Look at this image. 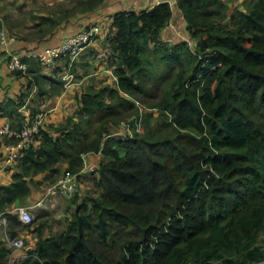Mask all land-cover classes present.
Here are the masks:
<instances>
[{
  "label": "trees",
  "instance_id": "16d2710c",
  "mask_svg": "<svg viewBox=\"0 0 264 264\" xmlns=\"http://www.w3.org/2000/svg\"><path fill=\"white\" fill-rule=\"evenodd\" d=\"M88 1L92 10L104 0ZM233 1L175 0L114 14L108 61L117 87H89L76 96L75 117L43 125L12 164V184L0 186V213L10 226H20L18 215L7 212L32 195L38 177L80 174L84 154L102 156L93 173L78 177L81 183L91 176L93 192L85 186L87 195L60 235L44 238L45 224L38 226L35 247L15 264L264 260V0L229 12L227 2ZM178 14L188 39L166 42L162 32ZM25 61L27 74L33 72L30 87L41 96L61 94L65 75H43L49 68ZM134 97L155 99L149 108L159 112L158 129L150 130L153 114L139 115L142 100ZM26 100L0 106V117H15L20 128ZM127 111L136 115L132 135L111 134L107 126L116 127L115 118ZM38 112L47 114L33 109L29 114ZM97 115L106 120L92 136L85 125ZM166 127L177 136L161 140ZM9 253L0 241V264H7Z\"/></svg>",
  "mask_w": 264,
  "mask_h": 264
},
{
  "label": "crops",
  "instance_id": "0c3cea01",
  "mask_svg": "<svg viewBox=\"0 0 264 264\" xmlns=\"http://www.w3.org/2000/svg\"><path fill=\"white\" fill-rule=\"evenodd\" d=\"M2 0L0 1V32L5 30L9 35L17 37L13 50L26 53L29 51L42 50L45 47L60 44L69 36L87 29L94 24L102 25V33L99 38L87 48L82 57L75 63L72 73L76 83L70 88H64L59 96H41L38 89L29 83L31 75L12 74L7 69L6 52L0 48V106L7 107L9 102L26 100L23 107L26 112L31 110L44 111L47 113L45 128L49 125L58 126L65 123L66 119L73 115L78 108L76 96L91 88L102 89L117 87L116 77L109 67V57L112 54L109 40L112 38L114 29L112 21L114 14L125 11L149 10L156 5L169 2L175 4V0H104L94 9H89L88 0ZM235 7L243 9V5L250 0H235ZM231 2H227L229 5ZM37 4V6H36ZM39 5V6H38ZM29 12L26 17L25 12ZM20 15V19L17 16ZM13 16V18H12ZM19 19V20H18ZM20 21L19 22H17ZM185 24L181 15H177L171 21L169 27L162 32V38L169 43H175L182 39H188L184 32ZM67 66V67H66ZM44 69V68H43ZM68 65L61 61L55 70L44 69L43 75L53 78H63L67 73ZM47 90L49 85H45ZM10 124L13 129L19 128V122L15 117H0V125ZM7 140L0 136V186L12 184V175L16 167L6 164L5 144ZM102 160L101 155L90 156L89 163L98 166ZM62 170L66 169L63 165ZM88 189V188H87ZM32 195L22 202H18L13 208L27 206L31 212L36 204L42 199L41 195L32 188ZM85 185L81 186L78 193L85 194ZM82 195V194H81ZM68 200L70 198H67ZM61 208L65 200L62 199ZM34 202L36 203L34 205ZM44 205V203H43ZM74 205V204H73ZM12 208V209H13ZM47 232L44 229V238ZM26 241L25 251L33 249L37 243V233L24 236Z\"/></svg>",
  "mask_w": 264,
  "mask_h": 264
},
{
  "label": "built area",
  "instance_id": "2783aa9c",
  "mask_svg": "<svg viewBox=\"0 0 264 264\" xmlns=\"http://www.w3.org/2000/svg\"><path fill=\"white\" fill-rule=\"evenodd\" d=\"M102 25L100 23L92 25L88 29L81 30L68 38L62 43L47 47L38 51H29L20 53L13 50L14 44L17 42V37L9 35L5 30L0 32V48L6 52L7 69L12 74L28 72V64L26 59L36 60L42 63L49 69H53L59 65V61L64 60L68 65L67 73L64 76L66 81L65 88H70L75 84V76L72 73L74 64L78 61L80 56L84 54L89 46H91L101 35ZM139 105L142 111L141 104ZM25 115L22 126L19 129H13L10 124L0 125V136L6 138L5 144V161L6 164H13L23 156V151L29 149L34 143L35 138L40 134V131L45 124L46 114L38 112L35 115H30L24 108L20 109ZM140 130V128H139ZM123 135H132V129ZM90 156H97L96 154H84L83 169L80 174L65 171L62 173L58 181L51 186L46 197H66L73 198L79 192L81 183L79 176H85L95 171V165L89 163ZM44 201L37 203V206H42ZM7 213L18 215L19 221L29 226L34 222L35 216L29 207L19 206L9 210ZM3 231V241L9 248L10 253L7 258V264H15L23 260L26 256V243L23 237H12L9 230V219L6 214L0 213V231ZM255 264H264L259 261Z\"/></svg>",
  "mask_w": 264,
  "mask_h": 264
},
{
  "label": "rangeland",
  "instance_id": "374dc122",
  "mask_svg": "<svg viewBox=\"0 0 264 264\" xmlns=\"http://www.w3.org/2000/svg\"><path fill=\"white\" fill-rule=\"evenodd\" d=\"M65 2V0L63 1ZM238 1H233L231 3H229V12H232V10L235 8V3ZM37 6V4H36ZM39 6V5H38ZM25 16L28 17L29 16V12L26 11L25 12ZM18 18L20 19V15L19 13H17ZM13 18V16H12ZM18 19V20H19ZM20 23V21H18ZM157 69L159 71H162L164 69L163 64H158L157 65ZM159 96V95H158ZM141 101V108L142 111L139 109V115H143V117L147 114H153L151 115V119H150V130H156L158 129V125L161 123V118L159 115V112L157 110H152L149 108L150 104H153L155 102V99H145L142 97H134V101L138 102ZM77 110V109H76ZM75 113L74 112L73 115H71L70 117H75ZM135 112L133 113V111H127L125 112L122 116L120 117H116L115 121L118 122L116 124V127H119L120 130H118L115 126L111 127V125L107 126V128L109 129V132L112 134H122V133H126L128 132V129L131 128V122L136 120V115ZM133 115V116H132ZM47 116V114H46ZM69 117V118H70ZM69 118L67 120V122L69 121ZM142 119V117H141ZM106 120L105 118L101 119V117L99 115H97L90 123V125H85V128H87L88 133L90 135L93 136L94 132H97V130L101 127L102 121ZM143 121V119H142ZM66 123V122H65ZM73 125H77L79 124L78 119L74 120ZM90 126V127H89ZM143 128L144 125L142 123V127H141V131L143 133ZM163 133L160 136L161 140L166 139V138H175L177 135L174 131V129L172 127H166L164 129H162ZM107 131L104 132V136L106 135ZM140 133V134H142ZM43 175V174H42ZM40 175L39 178V182L36 185H33V189L36 190L38 193L42 194V199L40 201H44V205L42 204V206H36L34 211H32L33 215L35 216L34 222L31 225V229L27 228L29 226H26L24 224L21 223L20 226H13V224L11 223L10 226V220H9V230L10 232L12 231H17L19 232V234L17 236H24L26 238H28V236H31L33 234L36 233V229L39 228L38 226H40L41 224H45V231L47 232L45 235H47L46 237H51V236H58L61 233H63L66 228H67V223L69 220H71L72 218V213L75 210L76 206L82 203V199L85 198V196L87 195L86 193H78L77 195V199L74 198H70L69 200L66 197H46V193L48 191V189L53 186L58 179L61 177V174H54L53 176L49 177L47 180L45 178V176ZM93 179L91 176H86L81 180V183L84 184L86 186V188H88V194L93 192ZM82 194V195H81ZM65 200V204H63V209L61 208V203L63 202V200ZM39 201V202H40ZM38 202V203H39ZM36 203L34 202V205ZM74 204V205H73ZM37 205V204H36ZM23 206V205H22ZM27 207V206H26ZM3 231L1 229L0 231V241L3 242V244H5V242L3 241ZM12 235V234H11ZM16 236V237H17ZM15 237V236H12ZM27 239H25V243H26ZM260 244L264 247V235H261L260 237ZM6 245V244H5ZM7 247V246H6Z\"/></svg>",
  "mask_w": 264,
  "mask_h": 264
}]
</instances>
